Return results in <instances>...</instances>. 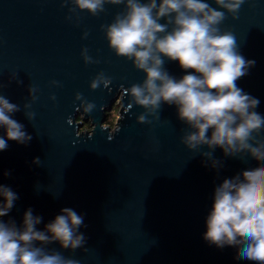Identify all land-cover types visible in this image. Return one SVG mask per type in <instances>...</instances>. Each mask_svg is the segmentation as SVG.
Instances as JSON below:
<instances>
[{"label": "water", "instance_id": "water-1", "mask_svg": "<svg viewBox=\"0 0 264 264\" xmlns=\"http://www.w3.org/2000/svg\"><path fill=\"white\" fill-rule=\"evenodd\" d=\"M204 2L224 11L214 0ZM124 10L105 4L92 15L73 0H0V95L18 106L10 116L32 137L26 144L7 140L0 126L8 145L0 151V185L18 196L0 219L19 228L31 209L43 231L61 209H73L83 217L77 231L84 245L44 247L78 264H253L238 257L237 247L219 248L203 236L215 188L264 161L247 153L225 156L219 147L208 159L207 146L191 151L181 142L189 129L175 105L162 103L149 115L132 102L126 89L145 74L115 54L105 31ZM219 27L254 61L236 83L259 100L254 111L264 117V0H245L236 18L226 13ZM85 49L92 62H85ZM163 59L177 80L191 71ZM100 74L110 84L92 89ZM118 100L120 118L111 130L106 114ZM84 103L93 109L86 112ZM142 114L148 123H138ZM86 122L92 129L81 131ZM257 138L264 139V130Z\"/></svg>", "mask_w": 264, "mask_h": 264}, {"label": "clouds", "instance_id": "clouds-1", "mask_svg": "<svg viewBox=\"0 0 264 264\" xmlns=\"http://www.w3.org/2000/svg\"><path fill=\"white\" fill-rule=\"evenodd\" d=\"M214 2L224 11L204 0H73L76 8L92 15L104 11L105 4L124 5L125 10L105 31L115 54L131 60L145 74L142 83L133 84L126 92L149 115L159 112L162 103L175 105L178 118L189 129L181 138L187 149L198 151L207 146L210 151L202 155L211 159V150L219 147L225 156L247 153L264 161V139L257 138L264 130V117L254 111L259 100L236 83L254 61L245 60L237 51L234 35L219 27L226 13L236 18L245 0ZM162 19L166 22L161 23ZM83 55L86 63L92 62L87 49ZM164 57L191 71L177 80L165 70ZM110 82L100 74L90 87L96 89L101 83L108 87ZM34 91L29 89L30 96ZM76 99H81L79 94ZM93 107L83 104L86 112ZM17 111V105L0 95V126L7 140L26 144L32 137L10 116ZM26 115L32 120V113ZM137 121L149 122L144 114ZM7 140L0 137V151L7 148ZM34 162L39 163V158ZM218 163L213 161V166ZM0 198L2 218L9 214L18 196L0 185ZM41 221L31 209L24 213L19 228L12 220L0 219V264H78L44 246L59 242L64 249L81 248L85 237L77 230L83 217L63 208L43 231L36 228ZM206 229L203 238L210 244L235 246L240 259L264 264V165L224 179L215 188Z\"/></svg>", "mask_w": 264, "mask_h": 264}, {"label": "rangeland", "instance_id": "rangeland-1", "mask_svg": "<svg viewBox=\"0 0 264 264\" xmlns=\"http://www.w3.org/2000/svg\"><path fill=\"white\" fill-rule=\"evenodd\" d=\"M117 103H119V100L116 102V104L107 111V114H109L106 118L107 120H110L111 123L105 122L106 126H109L111 130H114L116 128V124L118 122V119L120 118V108L117 107ZM85 131V130H83ZM90 131V129H89Z\"/></svg>", "mask_w": 264, "mask_h": 264}, {"label": "trees", "instance_id": "trees-1", "mask_svg": "<svg viewBox=\"0 0 264 264\" xmlns=\"http://www.w3.org/2000/svg\"><path fill=\"white\" fill-rule=\"evenodd\" d=\"M109 114H106V117L108 116ZM106 121L107 123H111L110 120H107L106 118ZM87 128V124H84L83 128L81 129V131L85 130Z\"/></svg>", "mask_w": 264, "mask_h": 264}, {"label": "flooded vegetation", "instance_id": "flooded-vegetation-1", "mask_svg": "<svg viewBox=\"0 0 264 264\" xmlns=\"http://www.w3.org/2000/svg\"><path fill=\"white\" fill-rule=\"evenodd\" d=\"M85 124H87V128L85 129L86 131L87 130L89 131V129L90 130L92 129V126H91L90 122H86Z\"/></svg>", "mask_w": 264, "mask_h": 264}]
</instances>
